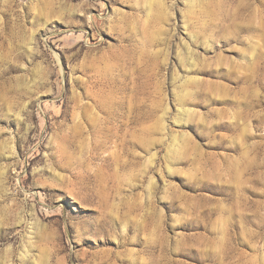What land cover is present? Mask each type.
<instances>
[{"label": "rangeland", "instance_id": "1", "mask_svg": "<svg viewBox=\"0 0 264 264\" xmlns=\"http://www.w3.org/2000/svg\"><path fill=\"white\" fill-rule=\"evenodd\" d=\"M0 264H264V0H0Z\"/></svg>", "mask_w": 264, "mask_h": 264}]
</instances>
